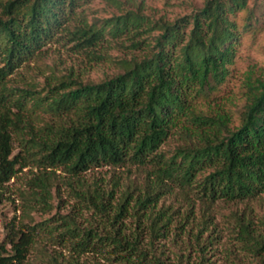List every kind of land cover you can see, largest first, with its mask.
<instances>
[{
    "label": "trees",
    "instance_id": "trees-1",
    "mask_svg": "<svg viewBox=\"0 0 264 264\" xmlns=\"http://www.w3.org/2000/svg\"><path fill=\"white\" fill-rule=\"evenodd\" d=\"M87 1L0 0V186L35 165L33 197L46 204L61 168L75 198L104 227L81 228L64 219L48 232L52 240L78 255L109 248L125 264H171L160 240L175 223L184 228L192 221L195 199L207 207L219 200L264 201V79L250 74L237 97L228 98L244 57L264 59V15L249 0H207L173 21L128 12L72 26ZM60 34L83 51L125 38L136 53L100 82L65 77L42 92L11 85L15 71L40 58ZM39 109L50 121L35 130L30 116ZM172 138L176 144L166 150ZM99 167L114 171L107 184L82 179ZM175 188L188 204L185 218L160 205ZM129 218L136 219L131 233ZM209 223L204 219L194 236L200 264H214L206 253L216 237L204 238ZM40 232L8 226L0 264H25ZM232 233L235 246L264 264V216L237 215ZM53 264L80 263L53 256Z\"/></svg>",
    "mask_w": 264,
    "mask_h": 264
},
{
    "label": "rangeland",
    "instance_id": "rangeland-1",
    "mask_svg": "<svg viewBox=\"0 0 264 264\" xmlns=\"http://www.w3.org/2000/svg\"><path fill=\"white\" fill-rule=\"evenodd\" d=\"M206 2L207 0H89L82 3L70 24L78 25L81 19H86L92 24L128 12L139 13L150 21L160 19L173 21L204 7ZM249 6L263 18L264 0H249ZM63 35L58 36L60 40L48 42L40 58L31 60L17 69L11 76V85L42 92L48 83L56 84L65 77L85 82H100L118 71V61L130 59L136 53L130 46L131 42L125 38L114 42L107 40L108 42L96 48L83 51L73 48L75 44L69 43L67 38H62ZM261 37H264V29ZM250 74L264 79V59L255 55L244 57L234 84L230 88L229 99L237 97V87L244 83ZM30 119L35 130L50 121V117L42 109L32 114ZM175 144L176 140L172 138L165 149L174 148ZM14 147V153H19L18 141L14 142ZM55 171L56 176L51 182V194L46 204L37 202L33 197L31 182L40 172L35 165L24 167L8 183L0 186V244L6 238L10 225L36 226L43 232H40L34 241L25 264H53V256L61 261L75 257L80 264H125L123 261H117L115 255L108 252L109 248L78 255L71 250L69 244L64 242L59 244L50 238L52 235L49 236L48 232L53 227L61 225L64 219L73 225L78 224L81 228L104 227L101 218L75 198L74 189L68 184L69 175L61 168ZM121 172L117 171V174ZM113 173L114 171L108 167H99L92 168L81 176L87 182L104 180L107 184ZM122 175L123 182L126 183L127 180H124L127 176L126 172ZM131 176L134 178L135 173ZM75 187L78 190L80 188L77 184ZM123 188L121 187V190ZM194 201L195 217L192 221L183 223L184 228L181 223L177 225L175 223L167 237L160 240V245H164L166 249L164 255L168 257V261L171 264H187L189 260L190 264H200L202 253L194 241V236L198 233V225L209 217L210 223L204 238L216 237V240L207 248L208 262L210 260V262L214 261V264H255L245 251L233 243L232 228L237 215L245 213L248 217L253 216L256 219L263 217L264 201L246 204L219 200L210 207L197 199ZM162 204L180 210L181 217L185 218L188 204L177 188L161 201L160 205ZM251 210H253L252 215ZM69 215L71 219L66 218ZM125 226L128 233H131L136 227V219L129 218L125 221ZM60 230L64 228L60 227ZM59 231L53 232V235L61 232Z\"/></svg>",
    "mask_w": 264,
    "mask_h": 264
}]
</instances>
